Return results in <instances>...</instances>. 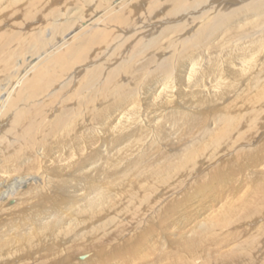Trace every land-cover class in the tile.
I'll return each instance as SVG.
<instances>
[{"label":"bare ground","instance_id":"obj_1","mask_svg":"<svg viewBox=\"0 0 264 264\" xmlns=\"http://www.w3.org/2000/svg\"><path fill=\"white\" fill-rule=\"evenodd\" d=\"M68 1L0 0V264H264V0Z\"/></svg>","mask_w":264,"mask_h":264},{"label":"rangeland","instance_id":"obj_2","mask_svg":"<svg viewBox=\"0 0 264 264\" xmlns=\"http://www.w3.org/2000/svg\"><path fill=\"white\" fill-rule=\"evenodd\" d=\"M64 1V0H63ZM59 4V3H58ZM57 4V5H58ZM52 6H54V4H52ZM68 6L69 7H71V8H77L78 6H79V3L78 2H76L75 0H70V1H68L66 4H65V6L63 7V9H66V8H68ZM86 6H88V8L86 9V12H88V10H90L89 9V5H88V3L86 4ZM94 6H95V3H94V5H93V8H94ZM93 8H91V9H93ZM77 10V9H76ZM204 10V9H203ZM64 12V11H63ZM100 14V13H99ZM80 14H78L76 17H78ZM190 15H192V14H190ZM190 15H188V16H190ZM85 16H88V14L87 15H85ZM148 16L147 15H145V16H142V18H141V20L140 21H143L145 18H147ZM21 18V17H20ZM149 18V17H148ZM15 19V18H14ZM44 19H46V23L47 24H49V23H53L54 21L53 20H55V19H52V18H48L47 16H45V18ZM66 19V18H65ZM171 19H172V17H171ZM171 19L169 18V17H167V18H162L161 20H162V22H163V24H165V25H168V24H175V23H177L178 21V23H185V21L184 20H187L188 18L185 16V17H183V18H181V17H178V18H176L177 20L176 21H171ZM67 20H69L70 21V19H67ZM166 20V21H165ZM153 21V22H152ZM152 21H151V23L148 25H146V26H142V28L143 29H145V31L143 32V33H138V34H136L135 32H137V29H133V28H131L130 30H128L127 32H128V36L130 35V34H133L134 36H133V38H130L131 40H129V38H127V36L125 37L123 34H122V40L125 38L126 39V41H128V42H126L125 43V45H124V47L122 48V50H121V52H120V56H121V58L119 59V60H116V61H114V64L113 65H117L118 64V62H120L121 60H122V58L123 57H125L127 54H129L137 45H139V44H142L143 42H144V40H146V39H148V38H150V37H156L157 35H158V31L160 30V26H158V25H160L159 23H156V22H158V20H156V21H154L153 19H152ZM184 21V22H183ZM60 22V21H59ZM61 22H63L64 23V19H61ZM152 23H153V25H152ZM180 23V24H181ZM154 24H156V25H154ZM192 24V22L190 23V25ZM98 27V26H97ZM148 27H150V28H148ZM157 28V29H154V28ZM159 27V28H158ZM194 28V27H193ZM190 29V30H188V31H186V32H183V34H180V37L182 38V39H184V41H183V43L185 44V45H189L190 43L192 44L194 41H193V39L191 38V39H189L188 40V37L191 35V34H193L194 32H193V30L194 29ZM119 30H121V29H119ZM119 30H117L118 32H115L117 35H118V33L120 32ZM147 30V31H146ZM130 32V33H129ZM24 33V32H23ZM153 33V34H152ZM189 34V35H188ZM127 35V34H126ZM187 36V37H186ZM143 37V38H142ZM187 39H186V38ZM139 39H140V42H139ZM186 39V40H185ZM120 38H119V40H117V41H119V42H121L122 41ZM177 39H176V41L174 42V43H177ZM186 41V42H185ZM188 41V42H187ZM192 41V42H191ZM118 42V43H119ZM115 44L116 43H114L113 45H112V48H111V50H109L110 52L112 51V49L114 48V46H115ZM191 49H193V48H191ZM109 52V53H110ZM169 54H167V55H165V56H168ZM147 56H149V54L147 55ZM160 57H162V56H160ZM104 58V60H105V58L106 57H103ZM100 61H102V59H100ZM97 64L95 63V65H94V63L93 64H91V65H89V67H92V66H96ZM109 67V66H108ZM111 67H113V66H110L109 68H111ZM81 75V73L78 75V76H76V78L77 77H79ZM64 82H66L65 80L64 81H60L58 84H57V90L60 88L59 86H61L62 84H64ZM124 82H125V80H124ZM74 86H70V87H72L73 89L76 87V85L75 84H73ZM68 88L65 92H62L61 94L63 95L62 97H65L68 93H70L73 89L72 88ZM55 89V88H54ZM53 89V90H54ZM71 90V91H70ZM95 95H96V93H95ZM96 96H99V97H103L101 94L100 95H96ZM104 99V98H103ZM103 99L101 100L100 98H98L97 99V105H96V110L97 109H99V108H101V107H103L104 106V104H106V101L107 102H109L110 100H111V98L110 99H105L104 101H103ZM259 118H264V116H260ZM208 119V118H207ZM197 121V120H196ZM194 121L192 124L190 123L189 124V126L188 125H184L183 127H177V128H172V127H169V128H166V130L168 129V135L170 136V140L168 139V141H167V143H166V141H163L162 143H160L162 146H165V147H167L168 149H165V147H162V146H160L161 148L160 149H165V150H167L166 152L167 153H170L171 152V154L172 153H175L176 151H178V152H180V150H181V148L182 149H184V145H182V142H180L181 141V139L183 138V136L185 137H187L189 140H192L193 138H192V136H190L191 138H189V136L188 135H190L191 134V132H193V130H195V127H196V125H197V123L198 122H202L201 120H199V121ZM194 124H196V125H194ZM194 126V127H193ZM191 129H190V128ZM157 128L158 127H156V128H153V130H156L157 132H158V130H157ZM175 129H176V131H175ZM178 129V130H177ZM182 129V130H181ZM188 129V130H187ZM174 130V131H173ZM189 131V132H188ZM181 133H182V135H181ZM174 137V138H173ZM198 138V137H197ZM196 138V139H197ZM200 138V137H199ZM196 139H195V141H196ZM169 143V144H168ZM173 143H174V145H173ZM179 143H180V145H179ZM203 143V142H202ZM201 143V145L203 146L204 145V143L202 144ZM175 144H177V145H175ZM191 144H193V142L191 143ZM206 149H208L209 147V151H210V149L212 148V146H211V144H210V141L209 140H206ZM245 145V146H244ZM251 145V144H250ZM249 144H247V143H241L239 146H238V144L237 145H235V147H237L236 148V150L238 149V148H253V147H255L254 145L252 146H250ZM174 146V147H173ZM177 146H179V147H177ZM184 146V147H183ZM178 149V150H177ZM169 150V151H168ZM173 152H172V151ZM246 150H250V149H246ZM211 152V151H210ZM177 153V152H176ZM233 153H234V150H232V151H230L229 150V153H228V149L226 150V152H223L222 154H221V156H223V157H221L220 155L216 158L217 160H218V162H216V163H213V161H210L209 163H208V165L206 166V168L204 169V170H200V172L199 173H196V172H194V173H192V174H208L209 173V170L212 168V167H214L215 166V164L217 165L220 161H222L223 159V161H225V158H227L226 160H229L230 158L229 157H231L232 155H233ZM225 154V155H224ZM204 159V158H203ZM220 159V160H219ZM199 163H201V162H199ZM180 168L181 167H179V169L177 170V169H172L171 171H173L174 172V174H177V172L175 173V170L176 171H179L180 170ZM206 171H207V173H206ZM178 174H182L181 173V171H179L178 172ZM84 174H77L76 176L77 177H81L82 179H83V176ZM86 176H87V178H89L88 176H91L90 174L89 175H87V174H85ZM93 175H94V177L96 176L97 178H98V180H97V178L95 177H93ZM92 175V178H89L90 179V181L92 180H95V182L97 183H100L101 184V182H105V181H108L110 178V180H112L113 179V174H107L106 176H107V179H106V177H105V174H101V176H100V174H93ZM103 175V176H102ZM108 175H111V177L110 176H108ZM20 176V175H19ZM18 175L16 176V179L18 180V181H25V179H23V180H21V179H18L17 177H19ZM62 176H67L68 178H71V174L69 175V174H62L60 177H62ZM15 177V176H14ZM32 177V176H31ZM102 177H104L103 179H100V178H102ZM110 177V178H109ZM35 178V177H34ZM36 178H38L37 180H39L40 182L42 181L41 179H40V177H36ZM86 177H85V179H83L84 181L80 184L81 186V188L83 187L84 188V186H85V184H84V182L86 181V180H88ZM178 178V180H180V179H182L181 177H177ZM180 178V179H179ZM52 180V179H51ZM103 180V181H102ZM105 180V181H104ZM28 181H34L32 178H31V180H30V177H29V179H28ZM181 181V180H180ZM11 182V183H10ZM10 182H8L7 184V187L9 186H14V190H16V188H17V190H19L20 189V187H19V185H17V186H15L14 184H13V180H10ZM30 182H28V184H29ZM185 184V183H184ZM183 184V185H184ZM26 186H27V184H26ZM26 186H23L22 188H26ZM6 187V188H7ZM16 190V191H17ZM183 190V188H181L180 190H178L174 195L177 197V198H180V197H182L183 196V193H184V191H182ZM174 192V191H173ZM183 192V193H182ZM179 193V194H178ZM160 194V195H159ZM168 196H169V194H168ZM167 196V197H168ZM153 197V201H155L156 199H158V200H161L162 198H164L165 196H162V192H155V194L152 196ZM17 202V200H15V199H11L9 202L7 201V204L9 205V204H15L16 202ZM154 203V202H153ZM158 206H159V204H155V206L153 205L152 207H151V209L149 210V211H151L150 213H152L153 211H155V210H157L158 209ZM142 208V207H141ZM144 208V207H143ZM145 211H143V213H144ZM1 215V214H0ZM130 217V216H129ZM129 217L128 218H126V216H125V218H126V220L125 221H127V219H129ZM1 218V217H0ZM124 220V219H123ZM5 220H2V221H0L1 222V224H3V222H4ZM124 221V222H125ZM261 222H264V218H261V220H260ZM96 222L98 223V221L96 220ZM102 231V230H101ZM117 233V232H116ZM111 235H114V234H111ZM66 238H68V237H66ZM65 238V239H66ZM93 239V238H92ZM106 240V239H105ZM69 242H70V240L68 241L67 240V242L65 243L66 244V250L65 251H72L74 248H76L77 246V248H79L80 247V244H82L81 242H79V241H77V243L75 242L74 243V245H71L70 244V246L68 245L69 244ZM134 242H131V246H135L136 247V244H137V242H135V244H133ZM64 244V243H63ZM61 246V245H60ZM134 247V248H135ZM73 248V249H72ZM58 249H61V248H58ZM62 250V249H61ZM44 251V249H41V252L39 253V254H37V256H40V254H42V252ZM54 253L52 252V255H53ZM60 254H62V253H60ZM51 255V259L52 258H54V255L52 256ZM83 255L84 254H82V256H79L78 257V255H77V258H74V260H81L82 258H83ZM56 256V255H55ZM34 257V256H33ZM57 257V256H56ZM85 257V256H84ZM29 258V257H28ZM19 260H23L24 258L22 257V258H18ZM26 260H28L27 258H26ZM50 263V262H49ZM71 263V262H70ZM70 263H65V264H70ZM32 264V263H31ZM74 264V263H73Z\"/></svg>","mask_w":264,"mask_h":264}]
</instances>
